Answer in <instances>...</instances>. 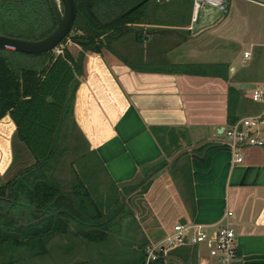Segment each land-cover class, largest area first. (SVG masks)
<instances>
[{"label": "crops", "instance_id": "crops-1", "mask_svg": "<svg viewBox=\"0 0 264 264\" xmlns=\"http://www.w3.org/2000/svg\"><path fill=\"white\" fill-rule=\"evenodd\" d=\"M242 1L227 0L225 12L201 4L181 25H139L132 56L127 46L121 50L128 63L85 52L64 127L69 135L75 129L104 171L90 173L96 194L121 192L126 212L110 211L121 216L110 215L121 221V252L109 254L117 264L137 246L158 243L180 219L206 232L226 222L234 234L233 264H264V146L241 147L234 163L222 141L228 114L237 120L263 110L250 99L253 88H264L263 9ZM4 118L0 175L12 162L15 137L8 115L0 123ZM151 127L173 131L177 150L166 156ZM159 136L166 142L165 133ZM206 249L184 242L158 255L163 264H221Z\"/></svg>", "mask_w": 264, "mask_h": 264}, {"label": "trees", "instance_id": "trees-1", "mask_svg": "<svg viewBox=\"0 0 264 264\" xmlns=\"http://www.w3.org/2000/svg\"><path fill=\"white\" fill-rule=\"evenodd\" d=\"M88 1L97 18L106 20L139 0ZM191 9L192 0H145L121 20L100 27L76 1L72 26L55 46H61L59 53H54V48L38 54L0 48L28 56L18 58L12 65L0 55V118L8 115L14 125L15 137L33 157L31 164L0 183V210L5 213L0 214V264H27L29 259L46 254L49 241L54 236L68 234L71 222L78 224L73 235L81 240L92 244L106 243V219L110 216L107 212L116 198L110 200L111 193L105 198L96 194L100 191L94 188L97 182L92 181L90 175L93 162L83 155L79 159L80 174L73 172L66 189H61L53 178L46 176L65 152L64 146L60 147L59 136L62 132L65 138L69 136L64 126L71 117L77 77L83 75L85 52L100 55L106 50L128 63L113 43L130 31L133 40L139 41L140 28L132 25H181L188 21ZM54 24L46 0H0V33L36 39L47 34ZM68 37L78 46L74 56L62 46ZM128 65L136 69L130 63ZM233 91L229 88V93ZM230 94L227 101H230ZM227 118L229 124L236 120L230 114ZM150 130L166 156L177 150L173 131L165 127H151ZM159 132L167 135L166 142ZM146 247L143 244L132 249L118 264H163L158 255L161 251L145 262ZM94 262L117 264L108 255Z\"/></svg>", "mask_w": 264, "mask_h": 264}, {"label": "rangeland", "instance_id": "rangeland-1", "mask_svg": "<svg viewBox=\"0 0 264 264\" xmlns=\"http://www.w3.org/2000/svg\"><path fill=\"white\" fill-rule=\"evenodd\" d=\"M240 1L244 4H247L246 2L242 0H236ZM133 28H140L135 27V25H132ZM72 32H70L71 34ZM132 32H128L126 35L119 38L117 41L113 43L114 47L116 48L117 52L121 54L122 48L127 46L130 50L129 55L132 56L133 53V46L135 45L132 41ZM62 46L66 47L69 52L74 56L76 54L77 45L71 42L69 37L65 40V42L62 43ZM59 49L61 46L58 47ZM101 54H103L105 57L109 58L110 60L114 57L111 53L107 52L106 50H102ZM0 55H4L6 59L12 64L15 65V60L18 58H26L27 55H20L14 52H9L5 50H0ZM5 118L1 121L4 124ZM8 131V130H7ZM9 133V132H8ZM6 133V135L8 134ZM64 132H62V135L59 136L60 138V147L65 148V152L61 155L58 162L56 163L55 167L46 172L47 178H53V180L58 183V186L61 189H66V187L69 184L70 178L73 175V172H79V167L81 166L79 163V159L85 155V158H89L93 163L91 164V174H100L103 173V169L100 168V165H98L94 158L95 156L92 154H88L85 152V146L79 136V134L75 131V129L70 130L69 138L65 140V136H63ZM4 150H2V146L0 144V154L2 161L5 156V145H3ZM11 151H12V162L9 166V169L6 173L0 175V183L11 178L14 173H16L17 170H19L21 167L28 165L32 160L33 157L28 152V150L25 148V146L18 141L14 136L11 141ZM80 176V175H79ZM111 191V198L114 199V202L112 203L113 206L110 208V211L113 212L114 209H117L120 214L121 210L122 213L126 212L127 209L125 205L121 206V192L115 191V189L112 187L110 189ZM108 215H111L110 212H107ZM115 217V219H118L121 216L118 217V214H112ZM131 216V214H130ZM110 217L107 218L106 222L108 223L107 226V241L103 244H92L85 240H81L77 235H73V233L76 231V226L74 224H69V233L64 236H54L49 243L46 246L47 252L46 254L40 256V257H34L28 260L27 264H81L82 262L84 264H89L90 261L88 258L93 257L95 255V259L100 255H108L110 253H113L116 251L121 252V245H118L116 242L119 240L118 237L121 238V224L120 219L119 223L113 221H109ZM117 228H114V227ZM119 228V230H118ZM198 245L200 247L204 246V242H199ZM206 253L208 254V250L206 249ZM88 259V260H87Z\"/></svg>", "mask_w": 264, "mask_h": 264}, {"label": "built area", "instance_id": "built-area-1", "mask_svg": "<svg viewBox=\"0 0 264 264\" xmlns=\"http://www.w3.org/2000/svg\"><path fill=\"white\" fill-rule=\"evenodd\" d=\"M262 7L264 15V0H245ZM227 0H192V19L195 18L197 8L201 4L214 7L222 12L226 10ZM60 49L54 47V53H59ZM247 55V52H244ZM252 101L261 103L263 110L260 113L245 116L228 124L222 130V141L230 149V160L234 163L241 161L239 149L243 146H264V137L260 135L264 127V88L255 87L250 92ZM231 214L225 211V217ZM234 234L231 227L225 222L215 230L206 232L201 225L192 222H176L171 230L156 244L146 249L145 262L155 257L157 251L169 249L180 243L204 242L209 256L221 264H233L236 254L234 249Z\"/></svg>", "mask_w": 264, "mask_h": 264}, {"label": "water", "instance_id": "water-1", "mask_svg": "<svg viewBox=\"0 0 264 264\" xmlns=\"http://www.w3.org/2000/svg\"><path fill=\"white\" fill-rule=\"evenodd\" d=\"M49 9L53 15L55 24L53 28L44 36L36 39H29L19 36H12L0 33V48L10 51H17L26 54H38L53 49L67 34L72 26L76 13V1H78L91 19L100 27L106 26L114 21L121 20L124 15L138 7L145 0H139L129 6L119 14L106 19L100 20L94 14L88 0H46ZM0 214L5 215L0 210ZM183 223V219L178 221Z\"/></svg>", "mask_w": 264, "mask_h": 264}]
</instances>
